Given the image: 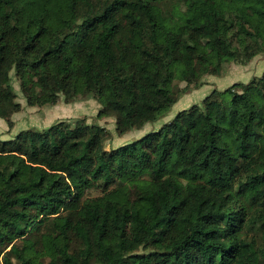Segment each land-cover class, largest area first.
<instances>
[{
    "label": "trees",
    "instance_id": "16d2710c",
    "mask_svg": "<svg viewBox=\"0 0 264 264\" xmlns=\"http://www.w3.org/2000/svg\"><path fill=\"white\" fill-rule=\"evenodd\" d=\"M178 1L0 0V118L19 111L13 71L28 106L91 95L124 134L170 111L174 80L264 55V0ZM105 137L77 121L0 141V241L26 239L18 264H34L41 228L48 264H264V217L260 244L243 235L264 205V72L125 147L105 151ZM94 182L104 194L81 201Z\"/></svg>",
    "mask_w": 264,
    "mask_h": 264
},
{
    "label": "rangeland",
    "instance_id": "374dc122",
    "mask_svg": "<svg viewBox=\"0 0 264 264\" xmlns=\"http://www.w3.org/2000/svg\"><path fill=\"white\" fill-rule=\"evenodd\" d=\"M163 9L168 11L173 7L183 9L181 2L178 0H163ZM185 9V8H184ZM177 20V16L173 17ZM184 31L180 20L174 25H168L165 29L166 33L176 34ZM142 58L138 57V62ZM244 66V67H243ZM246 66V67H245ZM221 71H224L222 76L204 75L196 84L187 85L185 82L174 80L173 88L177 95V103L173 105L170 111L158 121L154 123H147L139 129H134L124 134H118L116 130L115 117L113 115H101L102 106L91 95H78L72 101H65L63 96H60L55 105H45L42 107H30L27 105L21 91V83L15 77L13 71L9 73L11 85L16 94L15 102L19 105V111L11 114L8 121L12 123L8 126L7 121L0 118V141L13 140L22 131L37 129L45 130L57 123H68L80 121L87 125H98L106 130V137L103 148L105 151L122 148L139 140L149 133H156L164 126L168 125L176 116V114L183 110H188L192 106H202L204 99L213 89L224 91L230 86L237 83H247L252 77H260L264 72V55L255 56L247 65H242L239 62H227L222 65ZM209 86V87H207ZM236 92H242L239 86L233 87ZM145 102L154 104L155 100L152 96L146 95ZM228 105L229 98L226 97L223 101ZM142 182H148L150 177L143 175L140 177ZM105 184L101 182H94L90 187L85 188L82 200L95 198L104 194ZM201 187H198V192H201ZM264 217V205H253L247 209V216L245 219L244 237L247 239H255L257 244H260V233L258 225L260 220ZM45 233L43 228L35 237L30 240L34 245V264H48L55 260L52 254L45 253V250L36 243L39 236ZM27 238V237H26ZM26 245V239L17 238L12 244L6 245L0 241V264H3L4 258L7 257L13 263L18 264L17 255L22 253ZM74 241L71 247H75ZM141 253H146L147 249L141 248ZM92 264H98L93 262Z\"/></svg>",
    "mask_w": 264,
    "mask_h": 264
},
{
    "label": "crops",
    "instance_id": "0c3cea01",
    "mask_svg": "<svg viewBox=\"0 0 264 264\" xmlns=\"http://www.w3.org/2000/svg\"><path fill=\"white\" fill-rule=\"evenodd\" d=\"M244 67V66H243ZM246 67V66H245ZM207 87H209V86H207ZM210 93V92H209Z\"/></svg>",
    "mask_w": 264,
    "mask_h": 264
}]
</instances>
